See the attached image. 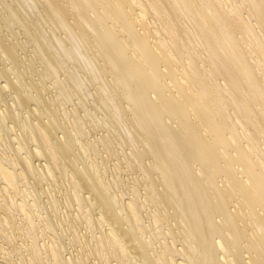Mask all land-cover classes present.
<instances>
[{
    "label": "bare ground",
    "instance_id": "bare-ground-1",
    "mask_svg": "<svg viewBox=\"0 0 264 264\" xmlns=\"http://www.w3.org/2000/svg\"><path fill=\"white\" fill-rule=\"evenodd\" d=\"M0 264H264V0H0Z\"/></svg>",
    "mask_w": 264,
    "mask_h": 264
}]
</instances>
